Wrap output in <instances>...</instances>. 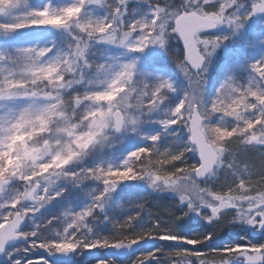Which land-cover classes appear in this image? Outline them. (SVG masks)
<instances>
[{
    "label": "snow or ice",
    "instance_id": "1",
    "mask_svg": "<svg viewBox=\"0 0 264 264\" xmlns=\"http://www.w3.org/2000/svg\"><path fill=\"white\" fill-rule=\"evenodd\" d=\"M254 19L0 0V264H264V52L225 47Z\"/></svg>",
    "mask_w": 264,
    "mask_h": 264
},
{
    "label": "rangeland",
    "instance_id": "2",
    "mask_svg": "<svg viewBox=\"0 0 264 264\" xmlns=\"http://www.w3.org/2000/svg\"><path fill=\"white\" fill-rule=\"evenodd\" d=\"M57 2H60V0H57ZM261 21L254 19L253 21L249 22V24L246 26V29L244 32L241 33V38H235L230 39L225 47L227 49L233 50V55L228 57L229 63H236V62H243L245 59H256L258 58L262 52H264V45H261L259 43L260 40H264V34L253 38L250 35H248V32L257 25H260ZM226 31V30H221ZM257 31H259V28H257ZM220 34V33H216ZM225 60L224 55V49H221L218 51L217 56L214 58V63H222ZM214 75V72H213ZM119 148V145L116 146ZM190 163H195V157L190 156L189 157ZM233 235V234H231ZM30 259H38V256L29 255Z\"/></svg>",
    "mask_w": 264,
    "mask_h": 264
},
{
    "label": "trees",
    "instance_id": "3",
    "mask_svg": "<svg viewBox=\"0 0 264 264\" xmlns=\"http://www.w3.org/2000/svg\"><path fill=\"white\" fill-rule=\"evenodd\" d=\"M233 63V62H232ZM155 210V209H154ZM231 234H233V232L232 231H226L225 233H222V235H224V236H228V235H231ZM191 247V246H190Z\"/></svg>",
    "mask_w": 264,
    "mask_h": 264
}]
</instances>
